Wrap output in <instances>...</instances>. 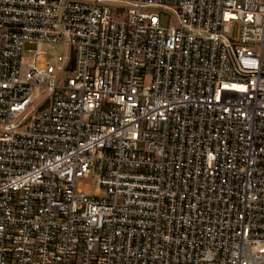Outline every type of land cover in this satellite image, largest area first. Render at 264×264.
Segmentation results:
<instances>
[{
	"label": "built area",
	"instance_id": "2783aa9c",
	"mask_svg": "<svg viewBox=\"0 0 264 264\" xmlns=\"http://www.w3.org/2000/svg\"><path fill=\"white\" fill-rule=\"evenodd\" d=\"M0 264H264V0H0Z\"/></svg>",
	"mask_w": 264,
	"mask_h": 264
},
{
	"label": "rangeland",
	"instance_id": "374dc122",
	"mask_svg": "<svg viewBox=\"0 0 264 264\" xmlns=\"http://www.w3.org/2000/svg\"><path fill=\"white\" fill-rule=\"evenodd\" d=\"M236 33H237V27H235V29H234V34H236ZM28 48H31V46L28 45Z\"/></svg>",
	"mask_w": 264,
	"mask_h": 264
}]
</instances>
